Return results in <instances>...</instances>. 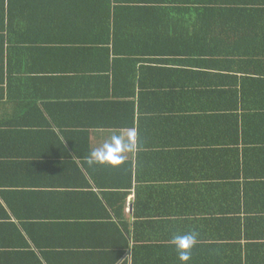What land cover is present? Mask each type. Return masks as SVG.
Here are the masks:
<instances>
[{
  "label": "crops",
  "instance_id": "obj_1",
  "mask_svg": "<svg viewBox=\"0 0 264 264\" xmlns=\"http://www.w3.org/2000/svg\"><path fill=\"white\" fill-rule=\"evenodd\" d=\"M14 2L16 10L12 9L11 16L7 13L6 22L13 18L18 27L11 31L13 44L8 30L3 33L7 42L0 58L5 68L4 80H0V130L15 132V140L0 139V264H92L93 259L106 264L101 255L88 259L85 252L65 256L54 250L45 254L42 249L46 252L59 243L67 249L86 244L101 245L106 247L104 253H113L122 241L120 230L126 229L131 249L116 264H184L172 238L185 234L196 236L187 264H264V107L239 111L242 123L233 131V119L228 116L233 110H218L227 104L212 99L209 110L203 111L201 99L188 103L182 97L175 130L156 136L139 133L141 123L148 130L147 126L157 125L143 123L152 111L141 112L136 99L134 128L90 127L87 113L74 109L67 100L58 102L52 79L40 75L34 79L20 69L31 67L49 76L59 67L96 64L89 59L78 64L59 58L56 43L102 36L106 30L100 22L107 20L108 11L113 12L117 4L114 0ZM35 40L42 44L37 47ZM27 45L43 50V56H24L21 48ZM76 45L71 47L80 46ZM11 64L18 84L10 93ZM199 64L193 63L192 68ZM209 70L216 76L223 73ZM203 78H195L196 83ZM212 81L222 82L211 75L208 82ZM34 82L39 84L36 92ZM42 82L48 83V90H42ZM74 99L90 101L88 97ZM54 118L62 125L54 123ZM98 119H107L106 110ZM71 122L81 123L80 130L89 127L91 152L103 149L113 136L131 139L134 147L125 161H133L140 173L118 175L108 164L89 167L91 152L83 148L79 155H68L51 138L61 129L72 130ZM56 215L64 216L61 225L52 220ZM41 219L42 224H35ZM88 219L100 221L96 229L90 222L79 224ZM134 248L139 251L134 253Z\"/></svg>",
  "mask_w": 264,
  "mask_h": 264
},
{
  "label": "trees",
  "instance_id": "obj_2",
  "mask_svg": "<svg viewBox=\"0 0 264 264\" xmlns=\"http://www.w3.org/2000/svg\"><path fill=\"white\" fill-rule=\"evenodd\" d=\"M14 1L0 0V58L7 42V37L3 33L8 30V40L13 44L11 31L18 27L15 25L18 24L17 21L13 18L6 22L7 13L11 16L12 9L16 10ZM114 1L117 4L114 9L112 8L114 11H108L110 13L107 15V20L100 22V25L103 24L100 28L106 30V35L99 34L100 36L94 37L95 39L91 41L76 38L80 42L62 43L67 40L65 38L56 43L59 58L75 60L74 63L78 64L82 59H89L96 61V64L89 67L79 65L59 67L49 76L42 75L41 71L31 67L20 69L34 79H37L39 75L40 77L46 76L47 80L52 79L56 86L55 93L58 102L67 100L70 102L68 105L74 109L87 113L89 124H85L95 128L103 124L110 128H134L136 99L139 110L142 109L141 112L145 113V110L153 112H151L152 116L147 117L148 121L143 123L145 125L156 123L157 125L152 128L147 126L150 129L148 130L141 123L139 133L147 132L145 134L156 136L175 130L173 126L180 120L178 114L182 110L178 106L180 105L178 101H182V97L188 103L190 100L194 102V98L201 99L205 104L199 109L203 111L209 110L208 102L212 99H218V103L227 104L228 107L218 106V110H228V108L233 110L230 112L234 114L229 112L230 115H228L233 119V131H238L241 126L243 117L240 112L242 109L251 110L259 106L263 109L264 0ZM111 17L113 21L110 20ZM24 41H22L24 44H28ZM16 43L20 44L14 42ZM34 44L39 47L42 43L35 40ZM76 44L80 46L71 47ZM37 47L29 45L26 49L25 47L21 49L24 48V56L26 54L39 59L37 56H43L41 52L43 50ZM251 61L253 66L243 67L248 63L252 64ZM193 63L200 64L194 69L192 68ZM210 68L223 73L216 76V73H210ZM0 69L2 72L0 80L3 81L5 68L2 64ZM8 71L10 75L8 87L11 93L15 91L18 83L13 79L15 78L13 74L16 75V72L12 64ZM33 74L36 77H33ZM211 75L221 79L222 82H208ZM197 77H204V81L196 83L195 78ZM35 86L38 87L39 84H34V92L37 89ZM26 87L28 89L31 84ZM47 87L48 83L42 82V90H48ZM81 97H88L87 100L90 101L74 99ZM178 97L181 100H178ZM102 109L106 110L108 120L100 122L98 116L103 111ZM255 117L259 116L255 115ZM53 122L59 126L62 125L58 118H54ZM69 125L72 126V130L61 129L60 133H53L54 138L51 139L59 142L68 155L73 153L79 155L82 148L90 153L91 132L89 127L80 130L78 126L82 125L81 123L71 122ZM5 137L15 140V132L0 130V139ZM91 166L102 167V164H89V167ZM109 168L118 175L140 173V167L135 168L131 160H126L118 166L109 165ZM80 170L82 171L81 168ZM90 175H95V173L90 170ZM39 217L46 218L47 216ZM61 217L64 216L58 215L57 217L56 215L57 219L52 220L61 225L62 223L59 222L63 219ZM94 220L96 221L79 220V224L86 225L90 222V227L94 226L93 228L96 229L95 225H99L100 221ZM41 222H44V219L35 221V224H42ZM110 223L116 229H120L114 222ZM65 229L64 225L61 230L60 228L55 230L64 233ZM110 230L114 231L112 227ZM120 234L122 241L113 253H104L103 250H106V247L101 245H72V249H67L68 246L64 243L51 246L46 252L42 249V252L50 254L52 253L50 250H54V253L65 256L85 252L88 259H91L90 256L96 258L95 255H101V261L105 260L106 264H116L131 249L130 231L120 230ZM37 243L41 248L42 245ZM137 251L139 248L133 249L134 253ZM92 264H96L95 259ZM122 264H127V262Z\"/></svg>",
  "mask_w": 264,
  "mask_h": 264
},
{
  "label": "clouds",
  "instance_id": "obj_3",
  "mask_svg": "<svg viewBox=\"0 0 264 264\" xmlns=\"http://www.w3.org/2000/svg\"><path fill=\"white\" fill-rule=\"evenodd\" d=\"M131 135H135L132 133ZM134 144L131 139L125 140L122 136H113L111 143L106 144L103 149H97L91 152L89 164L100 163L111 166H118L126 159V154L131 151ZM173 242L179 252V258L184 264L191 259V249L196 243L194 234L175 235Z\"/></svg>",
  "mask_w": 264,
  "mask_h": 264
}]
</instances>
